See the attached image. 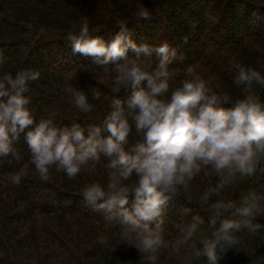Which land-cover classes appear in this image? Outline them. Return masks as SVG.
<instances>
[{
  "label": "trees",
  "instance_id": "1",
  "mask_svg": "<svg viewBox=\"0 0 264 264\" xmlns=\"http://www.w3.org/2000/svg\"><path fill=\"white\" fill-rule=\"evenodd\" d=\"M138 4L149 10L150 19L138 18ZM82 17L88 18L90 35L105 41L123 23L138 45L167 42L176 48L177 57L169 65L171 88L190 79L185 70L191 66L202 79L211 80L208 86L213 91L235 100L242 98L244 88L234 82L239 67L264 75V0H0V75L40 71V78L29 82L24 93L37 122L54 112L58 127L99 123L113 95L127 96L124 88L119 94L112 92L111 66L105 73L89 58L73 54L66 37L79 33ZM156 61L153 55L152 68ZM68 87L87 95L91 113L75 108ZM93 89L101 93L99 100L93 99ZM252 91L264 102V87L256 85ZM134 140L135 132L129 143ZM13 150L14 154L0 156V264H139L141 255L123 239L119 224L107 222L105 211H93L81 195L87 184L107 183L104 158L94 172L82 169L72 180L52 166L45 181L31 163L23 134ZM17 173L19 185L12 183ZM218 179L202 172L169 200L163 213L169 246L160 250L156 264H207L206 258L196 256L212 231L210 213L200 197ZM133 182L134 178L130 186ZM252 191L264 196V172L238 179L210 202L235 200L239 206ZM260 204L264 206V199ZM195 216L204 224L178 245ZM253 222L264 224V212ZM235 235L238 243L232 249L217 251V264H264V229Z\"/></svg>",
  "mask_w": 264,
  "mask_h": 264
},
{
  "label": "clouds",
  "instance_id": "2",
  "mask_svg": "<svg viewBox=\"0 0 264 264\" xmlns=\"http://www.w3.org/2000/svg\"><path fill=\"white\" fill-rule=\"evenodd\" d=\"M137 8L138 18L150 19L147 8L139 4ZM119 28L105 41L90 35L88 18L82 17L79 33L69 32L66 37L74 55L89 58L105 73L111 66L113 93L127 90L126 98L111 97L102 122L58 127L54 112L37 122L24 93L29 82L40 78V71L0 75V156L14 154L13 144L23 134L31 163L45 181L52 166L72 180L82 169L94 172L104 158L107 183L87 184L81 195L93 211H105L107 222L119 224L123 239L141 255L139 264H156L160 250L169 246L163 213L172 196L186 190L202 172L215 175L216 185L200 197L210 213L212 231L201 241L203 248L196 256L217 264V251L225 252L238 243L236 233L246 230L254 235L264 229V224L253 222L264 212L260 204L264 196L252 191L239 206L235 200L210 202L238 179L264 172V102L252 91L256 85L264 87V75L252 67H239L234 82L244 88L242 98L235 100L213 91L208 86L211 80L202 79L191 66L185 70L190 79L171 88L169 65L177 57L176 48L167 42L138 45L126 25L121 23ZM153 55L157 58L154 68ZM66 91L80 112L93 111L82 90L68 87ZM92 92L93 99L99 100V90ZM133 132L135 140L130 144ZM20 182L21 174H14L12 183ZM203 224L200 216L193 217L185 240L177 244L190 239Z\"/></svg>",
  "mask_w": 264,
  "mask_h": 264
}]
</instances>
